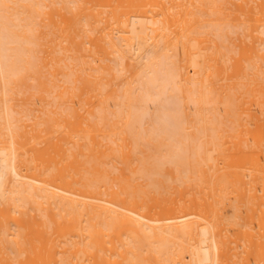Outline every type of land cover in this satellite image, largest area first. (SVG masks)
I'll return each instance as SVG.
<instances>
[{
  "label": "bare ground",
  "instance_id": "obj_1",
  "mask_svg": "<svg viewBox=\"0 0 264 264\" xmlns=\"http://www.w3.org/2000/svg\"><path fill=\"white\" fill-rule=\"evenodd\" d=\"M0 264H264V0H0Z\"/></svg>",
  "mask_w": 264,
  "mask_h": 264
}]
</instances>
